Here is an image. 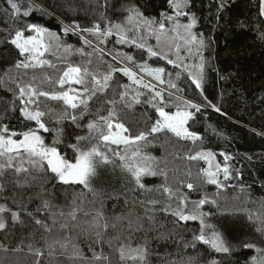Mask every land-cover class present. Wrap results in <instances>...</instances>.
<instances>
[{
    "label": "trees",
    "instance_id": "1",
    "mask_svg": "<svg viewBox=\"0 0 264 264\" xmlns=\"http://www.w3.org/2000/svg\"><path fill=\"white\" fill-rule=\"evenodd\" d=\"M17 2L21 4L22 10L29 4V0H17ZM31 2L43 11L33 10L28 17L21 16L19 19H14L7 0H0V78L4 81L0 84V120L13 130H27L26 123L34 126V122L23 120L19 101H16L15 111L10 108V103L13 101L12 90L16 88L15 84L11 83V77L16 76L17 73L15 69L9 75L5 72L18 58L17 50L7 42L10 34L24 23L38 24L56 32L62 42L71 44L77 49L85 47L80 36L71 32L65 35L62 25L79 23L81 27H89L99 20L101 12H105V0H31ZM223 2L225 7L220 9L221 0H190L187 9L197 18L193 32L202 33L208 45L203 51L205 60L203 94L192 84L187 71L177 80L175 72L179 69L173 68L166 60L158 57L149 58L143 49H137L129 44H117L115 35L110 37L105 45H100L104 48L103 60L107 63L100 64L98 70L107 71V64L110 63L114 67L128 66L144 74L132 64L127 62L118 64L117 60L113 59L117 52L127 53L137 62L147 61L150 67H165L166 73L172 72L173 81L183 89L175 95L204 105L198 113L194 109L191 110L195 116L189 121V130L201 136L202 149L214 152L217 162L222 166L224 157L219 155L221 152L232 157L228 161L232 178L223 181L221 174L220 179L225 187L219 190V193L215 185L207 184L200 191L189 192L186 187L182 191L190 200L201 199L205 194L212 199L215 195L220 203V210L211 204H205L202 210L209 213L207 222L216 225L229 245L235 249L231 256L216 254L202 243L194 250L181 252L183 241L192 239L194 234H199V221L176 222V217L160 211V204L154 206L147 203L152 198L162 201L167 199V194L163 193L162 187H159L164 183L163 177H142V183L153 191L140 189L135 185L130 174L123 169V162L114 156L113 159L109 157L108 163L103 161L98 163V171L91 177L90 189L82 185L59 183L50 171H33L31 175L16 176L9 170L0 177V183L4 185L3 192H0V203H7L13 210H16L17 205L21 207L26 205L28 212H31L35 219L52 226L51 232H45L43 227L35 223L33 216L23 212H21L22 223L12 225L9 219L8 229L0 231V245L9 249L20 246L23 250L5 252L3 247H0V264H34L36 258L29 252V243L34 247L45 249L46 244H52L57 239L64 242L65 238L77 244L87 259L85 261L70 259V243L69 252H63L59 245H56L55 254L50 256L45 249L41 258L42 264H89L92 258L90 245L97 253L103 251L109 257L111 264H121L119 253L116 251L119 241L114 240L111 248L107 241L116 236L121 238L128 236L129 221H132L133 229L137 224L143 226L142 231H133L132 240L134 243L145 239L148 241L151 253L150 264H171L173 261L182 264L188 257L197 255L200 256L201 261L214 256L222 260L223 264H252V257L258 256L255 248L246 249L242 245L250 242L264 248V231H258L264 229V17L259 15V0H223ZM120 4H134L145 16L156 19H160L162 12L172 14L167 0H110L106 15L114 21L122 15L115 10ZM182 22L187 23V17L182 18ZM101 23L103 24L102 21ZM84 36L96 44L94 37L87 33H84ZM148 44L155 47V39L148 38ZM85 51L91 52L92 49L85 47ZM58 54L64 56L63 49H60ZM46 58L57 62L59 67H64L56 61L55 56L46 54ZM175 58L173 55L172 59ZM180 58L186 64L193 66L190 70H195L194 66L200 63L198 58L189 57L188 52L183 48ZM84 59L87 58L75 52L69 56V60L74 64H79ZM93 60L95 62V56ZM40 71L36 70L37 74ZM45 71L58 75L50 69ZM31 72L32 70H29V76ZM165 79H167L166 74ZM128 82L127 77L122 73H114L112 87L106 93L98 94L89 101L92 111L95 112V109L100 108L101 114L106 115L110 105H107L105 100L113 96L118 99L119 92L123 91L118 85ZM141 91L147 92L145 89ZM165 96L167 98V92ZM145 98L141 97L142 100ZM40 99L44 100L43 97ZM47 103L59 107L56 102ZM212 104L221 111L216 112L210 106ZM145 112L154 115V110L143 103L135 105L130 110L125 109L122 113L123 122L134 132L145 130L147 125L142 115ZM94 118V115H86L80 121L82 126L80 129L70 121L63 122V126L70 132L76 131L87 135L88 130L84 125L89 119ZM46 122L53 132L42 134L46 137V143L51 144L57 125L54 118L46 117ZM70 142H75L74 138H70ZM192 147L190 141L179 140L171 134L167 136L160 134L145 152L166 161L170 177L168 183L175 188L176 178L190 180L199 185L200 181L196 173L199 168L207 167L204 161L190 162L184 159L185 154ZM58 148L62 153L73 155L72 149L66 148L64 143L59 144ZM160 166L165 165L162 163ZM189 167L192 171L190 178L185 176ZM25 179L27 183H24ZM18 180L20 183L16 182ZM157 188L159 191L156 190ZM13 200L16 203H13ZM45 201L48 203L47 208L43 207ZM73 210L76 213L75 220L67 215ZM61 212L64 213L63 216L59 215ZM97 212L103 215L99 223L103 225L107 222V229L92 226ZM53 214L56 220L54 225ZM149 217L152 219L150 220ZM62 224L68 226L62 229ZM97 231L101 232L103 243L96 242ZM92 264L96 262L93 261ZM102 264H108V261Z\"/></svg>",
    "mask_w": 264,
    "mask_h": 264
},
{
    "label": "snow or ice",
    "instance_id": "2",
    "mask_svg": "<svg viewBox=\"0 0 264 264\" xmlns=\"http://www.w3.org/2000/svg\"><path fill=\"white\" fill-rule=\"evenodd\" d=\"M7 2L14 19H19L21 16L28 17L33 10L43 11L31 0L23 10L17 0H7ZM167 4L172 14L162 12L160 19L145 16L134 4H120L116 6L115 10L121 12L122 15L114 21L106 15L110 0H105V12L99 14V20L92 26L81 27L79 23L62 25V31L65 35L70 32L79 35L82 44L91 48V52H86L85 47L74 49L73 45L62 42L61 37L56 32L38 24L24 23L22 27L14 29V33L10 34L7 42L17 50L18 58L5 72L6 75H9L15 69L17 73L16 76L11 77V83H14L16 88L12 90L13 101L10 103V108L15 111L16 101H19L20 115L25 122H34V126L31 123H26L27 130H13L8 124L0 120V177H3L9 170L16 176L31 175L33 171H50L59 183L82 185L84 188L90 189V178L95 175L98 163L100 161L108 163L109 157L106 152H113L123 162V169L130 174L138 188L153 191V189H147L142 183V177H163L164 183L159 187H162L163 193L167 194V199L162 201L152 198L147 203L154 206L160 204V211L176 217V222L199 221V234H194L192 241L185 242V248H195L196 242H200L207 245L216 254L231 256L235 249L229 245L216 225L207 222L209 213L202 210L205 204H211L220 210L221 206L215 195L212 199H209L205 194L201 199L190 200L189 196L182 191L184 187L189 192L200 191L207 184L215 185L219 193V190L225 187L220 179L221 174L223 181H229L232 178L228 164L232 157L221 152L219 155L224 157L222 166L221 163L217 162L214 152L202 149L201 136L195 131L189 130V121L193 120L195 116L191 110L194 109L198 113L204 105L181 99L180 96L175 95V93L182 92L183 89L179 88L177 83L173 81L172 72L166 73L165 67H150L147 61L137 62L132 55L127 53L117 52L113 59L117 60L118 64L127 62L134 65L135 68L151 77L156 83L146 81L128 66L114 67L108 63L107 71L98 70L100 64L107 63L103 60L105 51L100 45H105L108 39L115 35L117 44H129L137 49H143L149 58L158 57L161 60H166L173 68L179 69L175 72L177 80L183 72L187 71L192 84L200 89L201 94H203V81L205 79L203 51L208 45L202 33L193 32L197 18L194 13L187 11L190 0H167ZM224 7L225 3L221 0L220 9ZM259 15L264 17V0H259ZM184 17H187V23L182 22ZM84 33L94 37L96 44L85 37ZM148 38L155 39V47L148 44ZM182 48L188 52L189 57L200 60V63L194 66L195 70H190L193 66L181 60ZM60 49H63L64 56L58 54ZM74 52L87 59L82 60L79 64L72 63L69 56ZM46 54L55 56L56 61L63 64L64 67L61 68L57 62L46 58ZM107 54L111 55V53ZM173 55H175V59H172ZM117 57L121 58L117 59ZM38 69L41 70L39 74L36 72ZM45 69H50L58 75H53L52 72L45 71ZM29 70H32L30 76ZM116 72L122 73L129 82L118 85L119 88L123 89L119 92L118 99L113 96L105 100V103L110 105L106 115L101 114L100 108L93 112L89 106V101L93 97H97L98 94L106 93L112 87L111 82ZM165 74L167 79H165ZM26 76L29 78L25 79ZM3 83V79L0 78V84ZM158 85H166V87L158 88ZM141 89H145L147 92L141 91ZM41 97L44 100H41ZM141 97L146 98L142 100ZM48 101L56 102L59 107L49 105ZM142 103L153 109L154 115H149L147 112L143 113L147 127L145 130L134 132L123 122L122 113L125 109L130 110L135 105ZM210 106L216 112L221 111L214 104ZM172 108L176 110L171 111ZM90 114L94 115L95 118L89 119L84 125L88 130L87 135L76 131L70 132L67 127L63 126V122L70 121L72 125L80 129L82 127L80 121ZM46 117L54 118L57 125L51 144L46 143V137L42 134L53 132V129L46 122ZM160 134L164 136L171 134L179 140L191 142L193 147L189 148L184 159L190 162L204 161L207 164L206 168L201 167L196 173L200 181L199 185L190 180L179 178H176L175 188L169 185L170 177L166 161L145 152V149L151 146ZM150 137L152 139H149ZM70 138H74L75 142H70ZM61 143H64L66 148L72 149V156L59 150L58 145ZM112 145H115L116 149H122V151L113 149ZM162 163L165 165L164 167L160 166ZM194 166L192 165V167ZM185 176L189 178L192 176L191 167L186 170ZM16 182L20 183L19 180ZM27 182L25 179L24 183ZM3 190L4 185L0 183V192ZM156 190L159 191V188ZM13 203L16 201L13 200ZM43 207H48L47 201L44 202ZM39 210L38 208L37 211ZM21 212L33 216L31 212H28L26 205L23 207L17 205L16 210H13L7 203H0V231L8 229L9 219L12 225L22 223ZM59 215L63 216L64 213L61 212ZM67 215L73 220L76 219L75 210ZM249 218L251 219V217ZM33 219H35L34 216ZM102 219V213L97 212L92 221V226L107 229V222L103 225L99 223ZM149 219L151 220L152 217ZM35 223L43 227L45 232L52 231V226L40 219H35ZM55 223V214H53V225ZM67 226V224H62L61 228ZM128 228L129 235L124 238L112 237L107 241L109 247H112L114 240L119 241L116 251L119 253L121 264H150L149 256L151 253L148 241L145 239L134 243L132 240L133 231H142L143 226L137 224L136 228L133 229L132 221H129ZM148 230L151 231V229ZM258 231H264V229H258ZM96 236V242L103 243L101 232L97 231ZM70 243L71 241L67 238L64 242L57 239L52 244H46L45 249L50 256L55 254L56 245H59L63 252H69ZM242 246L246 249L255 248L258 256L252 257V264H264V248L257 247L250 242H245ZM0 247L3 246L0 245ZM28 249L36 258L34 264H42L41 258L44 256L45 249L34 247L31 243L28 244ZM3 250L5 252H20L23 249L17 246L14 249L3 247ZM89 250L92 251L89 264H92L93 261L96 264H102L104 261L111 264L109 257L103 251L97 253L91 245ZM69 258L73 261H85L87 259L75 243H71ZM171 264H176V262L173 261ZM182 264H223V262L214 256L206 261H201L200 256L197 255L188 257Z\"/></svg>",
    "mask_w": 264,
    "mask_h": 264
},
{
    "label": "rangeland",
    "instance_id": "3",
    "mask_svg": "<svg viewBox=\"0 0 264 264\" xmlns=\"http://www.w3.org/2000/svg\"><path fill=\"white\" fill-rule=\"evenodd\" d=\"M133 71H135V70H133ZM135 72H137V71H135ZM137 74H138V76H141V77H143L146 81H149V82H152V83H156L155 81H153L152 80V78L151 77H149V76H147V75H145V74H141V73H139V72H137ZM159 87H162L161 85H158V88ZM46 119V118H45ZM113 149H116V146L115 145H112L111 146ZM117 151H122V149H116ZM106 155L108 156V157H110V159H113L114 158V156H116V155H114V153L113 152H106ZM106 169H107V167H105ZM105 168L103 169V170H105ZM98 170H97V167H96V172H97ZM103 172V171H102ZM221 178H222V176H221ZM90 182H91V178H90ZM224 200V199H223ZM225 201V200H224ZM259 221H260V219H259ZM193 239V238H192ZM192 239H190V240H187V241H183V243H182V246H181V252H186V251H188V250H194V249H196L199 245H200V242H196V247L195 248H192V247H188V248H185L184 247V243L185 242H190V241H192Z\"/></svg>",
    "mask_w": 264,
    "mask_h": 264
}]
</instances>
